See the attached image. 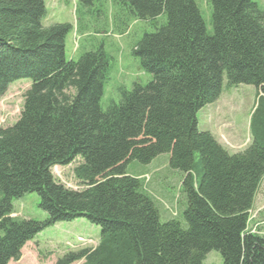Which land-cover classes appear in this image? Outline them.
<instances>
[{
    "label": "trees",
    "instance_id": "trees-1",
    "mask_svg": "<svg viewBox=\"0 0 264 264\" xmlns=\"http://www.w3.org/2000/svg\"><path fill=\"white\" fill-rule=\"evenodd\" d=\"M108 1L153 30L131 49L150 79L103 110L111 59L102 44L66 59L70 24L45 26L43 0H0V98L12 82L30 81L17 120L0 126V264L18 260L44 228L76 218L98 226V242L56 264H202L211 250L222 264H264V234L248 230L264 177V10L253 0H207L208 32L197 0ZM224 76L228 87L256 88L252 138L232 153L197 119ZM161 154L182 173L186 199L181 218L166 221L142 178L126 171ZM72 162L80 190L51 173ZM26 193L38 195L45 220L11 216Z\"/></svg>",
    "mask_w": 264,
    "mask_h": 264
},
{
    "label": "rangeland",
    "instance_id": "rangeland-1",
    "mask_svg": "<svg viewBox=\"0 0 264 264\" xmlns=\"http://www.w3.org/2000/svg\"><path fill=\"white\" fill-rule=\"evenodd\" d=\"M264 10V0H253ZM45 5V26L53 23H68L71 30L65 37L66 59H78L88 50L102 44L111 59V67L103 85L100 99L101 109H106L111 101L120 99L122 90H129L132 83H146L150 75L141 70L138 60L132 54L134 42L153 26L141 20H135L124 9L112 5L108 0L95 3L89 9L80 8V0H43ZM204 25L211 31V9L207 0H197ZM99 32V34H97ZM28 79H19L9 84L0 98V126L13 124L22 109L23 94L29 87ZM256 98L253 85L223 86L219 98L205 105L197 112L198 128L209 131L229 152H236L252 138L250 120ZM168 154H161L148 164L130 161L128 174L143 180V189L153 198L161 217L166 221L172 217L181 218L186 205L181 190L182 173L168 166ZM78 160H76L77 162ZM76 162L65 166H54L53 177L66 188L80 190L84 185L75 177L73 169ZM1 198V193H0ZM36 193H26L12 200V216L16 218L42 221L46 212L38 206ZM248 230L264 234V177L256 192L253 206L249 211ZM98 226L85 218L72 221H58L38 232L24 245L18 260L8 264H56L57 259L67 252L93 247L99 239ZM1 234V233H0ZM84 259L71 264H82ZM202 264H222V256L216 250L209 251Z\"/></svg>",
    "mask_w": 264,
    "mask_h": 264
},
{
    "label": "crops",
    "instance_id": "crops-1",
    "mask_svg": "<svg viewBox=\"0 0 264 264\" xmlns=\"http://www.w3.org/2000/svg\"><path fill=\"white\" fill-rule=\"evenodd\" d=\"M253 106H254V104H253ZM249 140H250V138L247 139V143L249 142ZM245 146H246V144H245L243 147H241L239 150H241V149L244 148ZM13 214H15V213H13ZM27 243H28V242H27ZM27 243H26V244H27ZM26 244H25V245H26ZM95 245H96V244H95ZM95 245H94V246H95ZM94 246H93V247H94ZM24 247H25V246L22 247L21 251L24 250Z\"/></svg>",
    "mask_w": 264,
    "mask_h": 264
}]
</instances>
